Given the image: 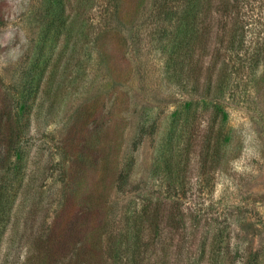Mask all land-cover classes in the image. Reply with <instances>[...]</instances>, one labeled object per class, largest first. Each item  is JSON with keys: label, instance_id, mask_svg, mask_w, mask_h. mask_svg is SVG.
<instances>
[{"label": "rangeland", "instance_id": "rangeland-1", "mask_svg": "<svg viewBox=\"0 0 264 264\" xmlns=\"http://www.w3.org/2000/svg\"><path fill=\"white\" fill-rule=\"evenodd\" d=\"M58 1L49 17L47 0H0V138L30 140L31 159L45 150L37 208L50 226L41 228L76 221L79 241L99 245L106 261L130 213L167 206L165 146L184 140L187 176L210 179L185 202L189 225L200 221V238L220 223L227 264H264V67L226 101L223 143L205 151L217 131L210 105L195 106L182 139L173 122L177 105L196 96L167 69V0ZM243 13L248 42L264 40V0Z\"/></svg>", "mask_w": 264, "mask_h": 264}, {"label": "trees", "instance_id": "trees-1", "mask_svg": "<svg viewBox=\"0 0 264 264\" xmlns=\"http://www.w3.org/2000/svg\"><path fill=\"white\" fill-rule=\"evenodd\" d=\"M55 1L47 0L49 17L56 14L59 1ZM248 2L167 0V19L174 25L169 34L171 60L167 69L183 90L196 96L177 105L173 122L182 139L196 115L195 106L210 105L217 131L203 145L205 151H214L223 143L228 121L226 101L239 99L252 83L251 73L264 67V40H247L250 24L243 7ZM48 35L41 37L45 47ZM30 114V109H23L21 119L26 115L30 119ZM7 118L11 119L9 114ZM10 136L0 138V264H227L220 223L204 227L200 238L198 221L189 225L193 214L185 202L195 188L209 186L210 179L198 175L194 181L187 176L183 159L189 155V144L184 140L169 139L165 146L161 167L166 173L167 206L159 203L151 211L145 208L143 216L137 211L130 213L121 233L111 242L105 261L99 245L79 241L82 228L76 231L75 220L46 231L50 224L37 208L43 201L41 182L48 173V162L39 157L45 150L38 147L31 159L30 140L18 144L14 143V133ZM188 229L192 241L187 238Z\"/></svg>", "mask_w": 264, "mask_h": 264}]
</instances>
